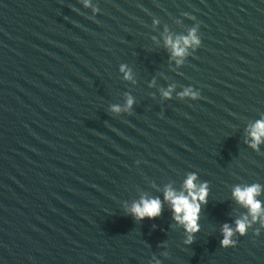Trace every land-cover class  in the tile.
<instances>
[{"label": "water", "instance_id": "1", "mask_svg": "<svg viewBox=\"0 0 264 264\" xmlns=\"http://www.w3.org/2000/svg\"><path fill=\"white\" fill-rule=\"evenodd\" d=\"M261 119L264 0H0V264H264L233 195L264 202ZM192 174L190 241L165 192ZM144 198L162 215L137 219Z\"/></svg>", "mask_w": 264, "mask_h": 264}, {"label": "clouds", "instance_id": "2", "mask_svg": "<svg viewBox=\"0 0 264 264\" xmlns=\"http://www.w3.org/2000/svg\"><path fill=\"white\" fill-rule=\"evenodd\" d=\"M168 44L173 48L174 55L181 57L186 54L188 45L199 44V40L195 30H193L188 37H182L176 41L169 38ZM188 94V92H185L182 95ZM167 95L168 93L166 92L165 96ZM128 103L131 105L132 100L129 99ZM116 110L118 111L119 109ZM249 135L253 148H258L261 143H264V119L256 121L251 126ZM196 180L197 176L192 174L185 181V191L177 192L169 188L165 192V199L172 207L174 219L183 225L185 230L190 234V241L194 240V234L199 232V215L202 211V205L207 203L209 195L207 184H197ZM261 192L262 187L260 185H251L243 188L237 186L233 191V195L239 203L248 208L253 219H257L260 216H264V207H262L264 202L257 199ZM131 212L139 220L145 218L155 219L162 215V202L158 198H144L132 206ZM248 227L247 218L238 220L235 229L226 224L223 229L224 239L221 241L222 246H234L235 241L232 240L234 234L239 232L241 235H245Z\"/></svg>", "mask_w": 264, "mask_h": 264}]
</instances>
